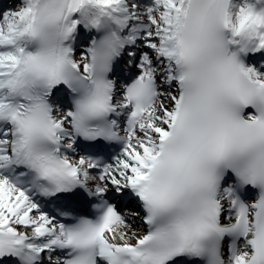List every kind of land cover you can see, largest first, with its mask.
<instances>
[{"label": "snow or ice", "instance_id": "1", "mask_svg": "<svg viewBox=\"0 0 264 264\" xmlns=\"http://www.w3.org/2000/svg\"><path fill=\"white\" fill-rule=\"evenodd\" d=\"M0 264H264V0L0 10Z\"/></svg>", "mask_w": 264, "mask_h": 264}]
</instances>
